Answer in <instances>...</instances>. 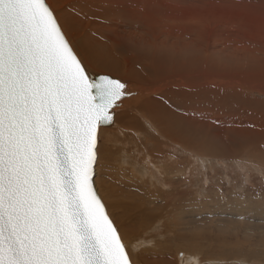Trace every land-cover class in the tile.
<instances>
[{
    "label": "rangeland",
    "instance_id": "1",
    "mask_svg": "<svg viewBox=\"0 0 264 264\" xmlns=\"http://www.w3.org/2000/svg\"><path fill=\"white\" fill-rule=\"evenodd\" d=\"M127 1L87 4L84 13L107 20L105 32L82 28L90 50L75 36V12L63 11L75 0H49L72 40L90 51L104 40L92 73H109L133 94L102 130L107 179L97 183L134 264H166L175 254L183 264L193 254L207 264H264V0ZM139 96L158 98L172 122L138 113ZM125 158L150 159L155 170L121 187ZM148 210L154 223L143 220Z\"/></svg>",
    "mask_w": 264,
    "mask_h": 264
},
{
    "label": "snow or ice",
    "instance_id": "2",
    "mask_svg": "<svg viewBox=\"0 0 264 264\" xmlns=\"http://www.w3.org/2000/svg\"><path fill=\"white\" fill-rule=\"evenodd\" d=\"M95 61L49 0H0V264H134L97 183L102 130L133 94ZM154 170L125 158L116 183Z\"/></svg>",
    "mask_w": 264,
    "mask_h": 264
},
{
    "label": "bare ground",
    "instance_id": "3",
    "mask_svg": "<svg viewBox=\"0 0 264 264\" xmlns=\"http://www.w3.org/2000/svg\"><path fill=\"white\" fill-rule=\"evenodd\" d=\"M109 1V0H108ZM117 1V3H119L120 2V0H116ZM119 1V2H118ZM123 1V0H122ZM127 1V0H126ZM135 1V0H134ZM106 2V0H75V3H77V11L82 7L83 8V11H86V8H87V4H92L90 7H92V8H94L95 9V5H102V4H106L105 3ZM112 2V1H111ZM128 2V1H127ZM130 2V1H129ZM74 3V2H73ZM73 3H71V4H73ZM116 3V2H115ZM123 4L125 3V2H122ZM113 4V3H112ZM123 4H120L119 3V5L122 7L123 6ZM125 4H127V3H125ZM135 4V3H134ZM151 4V3H150ZM75 5V4H74ZM104 5H102V6H104ZM107 5V4H106ZM105 5V6H106ZM110 5V4H109ZM64 6V5H63ZM88 6V7H89ZM104 6V7H105ZM115 5H113L112 7H114ZM118 7V5H117V7L120 9L121 7ZM128 6V5H127ZM129 6H131V5H129ZM133 6V5H132ZM150 6V5H149ZM116 7V8H117ZM124 7H126V5L124 6ZM124 7L122 8V9H124ZM148 7V6H147ZM98 8V7H97ZM97 8L95 9V10H97ZM107 8H108V6H107ZM110 8V7H109ZM117 8V9H118ZM92 10L93 11V18L94 19H92V17H90V16H88L89 18L88 19H81V18H77V19H73V23H74V28L77 30V32H74L75 33V36L76 37H78L83 43H85L86 44V46L87 45H89L90 46V50L92 49L91 48V44H92V37H87L86 35H84V33H86V32H84V31H82V28L83 27H86L87 28V30L89 31V32H91V31H95L93 28L95 27V29H96V31H98V27H99V29H100V27L102 26V25H104L103 26V29L101 28V31L103 30L104 31V28H105V24L107 25V20H106V22H105V19H106V15H97V13L95 12L94 13V11L95 10ZM115 8H113L112 10H114ZM115 10V12L116 13H119V12H117L118 10ZM121 9V10H122ZM126 9V8H125ZM152 9V8H151ZM71 10V9H70ZM88 11H89V9H87ZM90 10H91V8H90ZM104 10H106V9H104ZM154 10V9H153ZM114 11H112V14H115V13H113ZM89 13L90 14H92L90 11H89ZM65 15L67 14V13H64ZM109 14H111V13H109ZM104 17L103 19H102V21H101V18L99 19V17ZM67 15H66V19H67ZM99 20H100V22H99ZM80 22L81 23V25H77V22ZM99 23H98V22ZM66 24H67V21H66ZM101 24V25H100ZM98 26V27H97ZM140 26H142V25H140ZM111 27H109V29H110ZM106 29V28H105ZM111 30V29H110ZM114 31H115V29H113ZM70 31V30H69ZM106 31H107V29H106ZM92 32V33H93ZM105 32V31H104ZM110 32V31H109ZM108 32V33H109ZM87 34V33H86ZM94 34V33H93ZM112 34H114V33H112ZM70 35H71V31H70ZM71 37H73V36H71ZM104 38V37H103ZM103 38H101V39H103ZM105 38H107V37H105ZM109 38V37H108ZM112 38V37H111ZM77 41V39H74V41ZM108 39H106V42H108L107 41ZM75 41V42H76ZM101 41H102V43H101ZM103 41L104 40H99L98 41V45H95L94 46V48H93V51L92 52H94V51H96L97 50V48H98V51H96V52H94V54H95V56H96V61L94 62L95 64H98V62H99V60H100V56L102 55V47H103V45L105 44V43H103ZM89 42H91V43H89ZM79 43V42H78ZM84 46V45H83ZM85 46V47H86ZM96 48V49H95ZM126 62V61H125ZM94 63H93V67H94ZM139 91V90H138ZM146 91V90H145ZM140 94V93H139ZM145 96V95H144ZM140 97V96H139ZM138 97V98H139ZM156 97V96H155ZM139 99H141V101L138 103V105H137V108L135 109L136 111H138V113L139 112H144V111H147L148 113H149V115H150V117H152L153 118V120H154V122H158V120L160 119H164L166 122H168V123H171L172 122V119L170 118V117H167L166 115H165V113H164V111L163 110H161V106H160V103L157 101V99H153V98H148V97H140ZM127 100V99H126ZM124 101L123 102V104L125 103V102H127V101ZM128 103V102H127ZM126 104V103H125ZM165 110H170V109H165ZM141 115H144V113H140ZM147 119V118H146ZM148 120V119H147ZM168 128H170V126H168V127H166V129L168 130ZM200 149H201V151L202 152H204V153H208V151H210L207 147H205V146H203V147H200ZM234 153H236V154H238V152H234ZM156 173V172H155ZM164 175V174H163ZM164 176H166V175H164ZM144 183V189H148L149 187H150V185H152V184H150V182H143ZM174 184V183H173ZM156 185V184H155ZM152 187H154V186H152ZM151 187V188H152ZM166 187H169V186H166ZM151 188H150V190H151ZM153 190H154V188H152ZM155 191V190H154ZM182 195V194H181ZM184 195V194H183ZM185 196V195H184ZM178 197H179V195L177 194V196H176V198L178 199ZM142 198L144 199V197L142 196ZM147 197H145V199H146ZM144 201V200H143ZM147 201V200H146ZM145 205H146V203H145ZM147 206H150V205H147ZM130 207H132V206H130ZM145 207V206H144ZM143 207V208H144ZM152 207V206H151ZM141 208V207H140ZM154 208V207H153ZM151 209V208H150ZM142 210V209H141ZM146 211V210H145ZM144 210L143 211H141V212H145ZM140 212V213H141ZM148 212H150L149 210L147 211V213ZM152 212V211H151ZM151 212H150V215H144V214H142V215H144L145 217H146V219H143L144 221L145 220H147L148 221V223H149V221H150V224H151V222L154 220V219H156V216H155V214L153 213V215L151 214ZM146 213V212H145ZM143 216V217H144ZM142 217V218H143ZM157 220H162L163 221V219H158L157 218ZM156 220V221H157ZM161 221V222H162ZM141 222H142V220H141ZM155 222V220L153 221V223ZM148 223H146V224H148ZM144 224V223H143ZM161 223H159V225H160ZM158 225V226H159ZM161 226V225H160ZM162 230H164L163 228H162ZM164 232V231H163ZM167 235V234H166ZM167 237V236H166ZM178 237V236H177ZM195 237V236H194ZM209 237V236H208ZM173 238V237H172ZM181 238V237H180ZM190 238H192V237H190ZM177 239V238H176ZM210 239V238H209ZM174 240V239H173ZM178 240V239H177ZM189 240H192V243H194V245H195V243L197 242V241H195V239H189ZM208 240V239H207ZM191 243V242H190ZM207 243H208V241H207ZM142 244V243H141ZM138 246H139V244H138ZM175 247V246H174ZM178 248V247H177ZM180 248V247H179ZM187 248V247H186ZM189 248V247H188ZM181 249H183V248H181ZM180 249V250H181ZM185 249V248H184ZM180 250L178 251V252H176L175 250V252L180 256L183 252H180ZM204 250L206 251V252H209V251H217V250H212V249H209V248H204ZM181 251H183V250H181ZM165 256V255H164ZM179 256H178V258H179ZM169 258V257H168ZM174 258V257H173ZM173 258H171V260H168V261H166V264H183L182 263V260L181 261H177V260H180V259H176L177 257H176V254H175V259H173ZM165 264V263H164Z\"/></svg>",
    "mask_w": 264,
    "mask_h": 264
},
{
    "label": "water",
    "instance_id": "4",
    "mask_svg": "<svg viewBox=\"0 0 264 264\" xmlns=\"http://www.w3.org/2000/svg\"><path fill=\"white\" fill-rule=\"evenodd\" d=\"M95 76V74H93ZM111 127V126H110Z\"/></svg>",
    "mask_w": 264,
    "mask_h": 264
}]
</instances>
